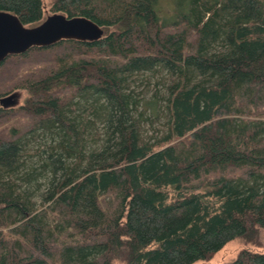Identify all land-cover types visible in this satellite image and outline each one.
I'll return each mask as SVG.
<instances>
[{
	"label": "trees",
	"instance_id": "1",
	"mask_svg": "<svg viewBox=\"0 0 264 264\" xmlns=\"http://www.w3.org/2000/svg\"><path fill=\"white\" fill-rule=\"evenodd\" d=\"M158 1L0 0L23 26L46 6L105 31L0 61V97L25 92L0 106V264H193L264 229V0ZM160 71L153 137L132 82Z\"/></svg>",
	"mask_w": 264,
	"mask_h": 264
},
{
	"label": "water",
	"instance_id": "2",
	"mask_svg": "<svg viewBox=\"0 0 264 264\" xmlns=\"http://www.w3.org/2000/svg\"><path fill=\"white\" fill-rule=\"evenodd\" d=\"M102 33L99 25L82 16L66 17L52 13L34 26H23L15 15L0 11V61L7 55L22 53L33 46H48L61 39L94 41ZM17 97L16 92L0 97V106L15 105Z\"/></svg>",
	"mask_w": 264,
	"mask_h": 264
},
{
	"label": "rangeland",
	"instance_id": "3",
	"mask_svg": "<svg viewBox=\"0 0 264 264\" xmlns=\"http://www.w3.org/2000/svg\"><path fill=\"white\" fill-rule=\"evenodd\" d=\"M176 0H159L158 3L160 5L161 13L163 14V17H168L172 8V4ZM45 16L48 15L47 7L44 8ZM103 32L104 29H103ZM144 74V75H143ZM149 78V79H147ZM135 82H132V87L139 93V96H143L144 101L149 100L153 101L151 107L153 109H156L158 111V117H154V121L152 122L151 126L144 125L143 124V130L145 131L147 136H153L158 137L161 133L164 131L163 121H164V112H163V95L165 91V87L167 82L169 81V75L164 72L160 71L156 74L151 73H139L137 76H134L133 78ZM11 92L17 93V102L13 106L8 107H16L20 103L24 101L25 92L21 89L13 90ZM10 92V93H11ZM9 94V93H8ZM6 94V95H8ZM155 95V97L153 96ZM5 96V95H4ZM3 97V96H2ZM148 106V105H146ZM150 106H148V109H146L145 113H150ZM143 110V109H142ZM48 143V139H37L34 143H31L30 146H39L40 149L44 148L45 144ZM31 151H29L30 153ZM32 156L28 157L29 162L33 165H36L39 163L40 160L38 155L36 153L31 154ZM40 184L42 182L40 181ZM40 191L42 190V186H40ZM36 202L38 201L37 199ZM241 248H246L252 251H259L264 252V229L259 228L257 231V234L254 239L252 240H244L241 238H235L231 240L227 245H225L213 258H211L208 261H195L193 264H219L221 262H227L231 260L236 252L240 250Z\"/></svg>",
	"mask_w": 264,
	"mask_h": 264
}]
</instances>
